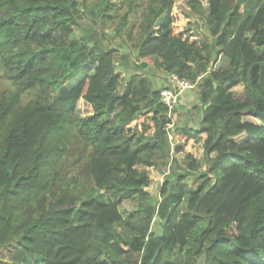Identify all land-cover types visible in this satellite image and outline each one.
I'll use <instances>...</instances> for the list:
<instances>
[{
    "label": "trees",
    "instance_id": "obj_1",
    "mask_svg": "<svg viewBox=\"0 0 264 264\" xmlns=\"http://www.w3.org/2000/svg\"><path fill=\"white\" fill-rule=\"evenodd\" d=\"M119 3L123 14L100 0V22L118 17L138 71L196 84L200 124L170 137L172 116L148 75L131 74L119 92L116 49L70 37L84 1L0 0L9 84L0 93V255L9 264H171L178 248L184 264H264V0H190L210 35L191 42L174 33V0ZM80 99L92 114L78 115ZM201 136L207 169L197 187L187 183L199 167L188 153V173L170 171L153 197L148 169L170 164L173 139ZM124 201L136 208L123 213Z\"/></svg>",
    "mask_w": 264,
    "mask_h": 264
},
{
    "label": "rangeland",
    "instance_id": "obj_2",
    "mask_svg": "<svg viewBox=\"0 0 264 264\" xmlns=\"http://www.w3.org/2000/svg\"><path fill=\"white\" fill-rule=\"evenodd\" d=\"M81 2L84 1L82 6V15L78 20L79 25L75 27L74 33L71 38H87L90 34H92L93 42H97V44L101 46H105L107 48L113 47L116 49V60L120 66L117 68V72L122 77V84L120 86L119 92L122 93L126 82L129 80V76L135 72L138 74H145L151 79L154 86L158 89L167 87L170 85L169 77L164 74L157 72L153 67L149 66L146 67L144 70H137L135 69L134 64H139L142 61L139 60L135 53L133 52L130 42H123V40L127 39V31L119 35L115 31V25L120 21L115 18L114 21L109 22L107 24H102L98 17V5L100 0H80ZM190 0H174L173 6L170 10V14L174 18V22L172 24L174 33L177 35H181L184 39L189 40L190 42L193 40H200L202 36L210 37L204 21L198 17L194 12L191 11L189 6ZM203 4L204 7H207L208 3L207 0H199ZM110 2L115 5L116 7H120V14L125 12V8L120 6V0H110ZM115 13V11H113ZM118 13V12H116ZM119 14V15H120ZM132 21H138V15L132 14L130 17ZM55 34H52V38H56ZM122 53L129 54L128 63L123 62L120 58ZM122 64V65H121ZM151 65V64H150ZM9 88V84L3 81L0 78V93ZM199 96L197 91L194 90H187L183 94V96L179 100V104L176 108L171 112L170 116H172L173 125H171V135L173 136V132L176 131L178 128L183 127L185 125H190L192 127H198L200 124L202 110L196 107L200 105ZM77 112L79 116H87L92 114V108L89 104H87L83 99H80L77 105ZM245 120L253 121L256 120L252 117L245 115ZM205 136H201V140L199 141H181L175 140L174 141V152H173V160L170 161V164L164 166L161 170H156L153 168L148 169L151 177V183L147 188V191L156 199L160 198V190L165 182L168 174L170 171L174 169V171L179 173H188V168L186 166V154L190 153L194 159L199 163V167L197 172H193V174L187 176V183L190 187L195 188L200 182L198 179V175L204 173L207 169L206 157L204 154L203 149V141ZM177 145H180L182 148V152L175 151ZM84 176L82 180H84ZM176 187L173 183L171 187V192H175ZM187 200H182L172 211L171 220L174 222L177 221L182 212H184L187 208ZM136 208V205L131 201H124L121 206L120 210L123 213L131 212ZM164 226V225H163ZM154 228H158L157 222L154 224ZM167 262L171 264H184L187 261L185 253L180 251L178 248L174 251L173 254L169 255L165 259ZM10 260V253L5 250L0 255V264H9Z\"/></svg>",
    "mask_w": 264,
    "mask_h": 264
},
{
    "label": "built area",
    "instance_id": "obj_3",
    "mask_svg": "<svg viewBox=\"0 0 264 264\" xmlns=\"http://www.w3.org/2000/svg\"><path fill=\"white\" fill-rule=\"evenodd\" d=\"M170 85L163 88L160 92L162 104L168 108L169 115L179 104L180 98L185 91L193 90L196 87L195 83L180 79L177 75H172L169 78Z\"/></svg>",
    "mask_w": 264,
    "mask_h": 264
}]
</instances>
